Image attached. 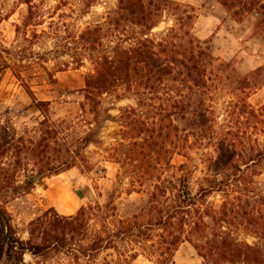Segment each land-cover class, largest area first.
Listing matches in <instances>:
<instances>
[{"label": "rangeland", "instance_id": "obj_1", "mask_svg": "<svg viewBox=\"0 0 264 264\" xmlns=\"http://www.w3.org/2000/svg\"><path fill=\"white\" fill-rule=\"evenodd\" d=\"M119 1L35 0L40 17L27 26L26 4L0 0V66H8L0 82V208L9 214L23 240L30 238L31 222L42 218L44 223L46 212L49 220H55L57 214L75 215L96 201L105 204L112 199L122 218L143 213L150 220L166 206L164 198L155 202L156 186L163 182L172 188L178 179L188 177L192 196L204 189L211 191L201 203L212 217L192 230L172 264H245L246 256L235 247L225 256L214 251L217 235L227 239L229 246L259 248L264 261V230L257 225L262 217L259 212L264 213V35L256 28V15L238 22L221 0H171L181 10L194 8L193 34L205 49L210 48L214 59L206 66L211 79L208 88L196 89L191 98L204 101L207 112L203 118L192 112L172 116L177 129H170V137L163 138L166 141L156 135L146 144L143 136L139 141L145 146L137 150L123 139L126 111L138 107L135 92L120 89L104 95L98 113H93L83 91L87 78L97 72L99 56H113L118 44L131 48L137 42L141 30L130 24L120 27L114 37L108 33L109 18L118 10ZM180 15L175 10L163 12L149 37L157 42L166 39L178 28ZM98 26L103 33L95 52L92 42L80 36ZM134 78L141 82L139 89L146 90L142 68ZM243 78L249 82L243 83ZM165 89L158 94L157 109L167 103L166 94H172ZM148 96L143 99L147 101ZM34 99L50 104L51 122L72 125L69 142L91 131L97 133L96 143L82 152L84 162L45 179L40 171L44 170L46 114ZM149 110L143 107L141 117L154 116L151 120L160 123V117L148 114ZM162 166L167 168L165 174ZM31 178L36 179L33 188L26 186ZM198 244L205 253L196 249ZM109 254L89 261L67 249L51 250L42 256L27 253L25 264H103L106 258L119 264H158L143 255L123 262Z\"/></svg>", "mask_w": 264, "mask_h": 264}, {"label": "trees", "instance_id": "obj_2", "mask_svg": "<svg viewBox=\"0 0 264 264\" xmlns=\"http://www.w3.org/2000/svg\"><path fill=\"white\" fill-rule=\"evenodd\" d=\"M19 1L29 7L26 18V25L29 26L36 17H40L37 6L34 5L35 0ZM220 3L238 22L255 14L256 28L262 32L261 36L264 35V0H221ZM181 9V5L171 0H120L118 10L109 18V25L112 28L108 33L114 37L120 27L130 24L141 30L136 34L137 42L131 48H124L118 44L113 49V56H99L96 74L86 80V88L83 91L86 104L91 107L90 112L93 113H98L101 97L120 89L126 92L134 91L139 97L138 107L126 111L124 116L127 125L123 138L137 150L145 146V143L139 141L143 136L146 138V144L153 142L156 135L161 139L170 137V129L172 127L177 129L172 123V116L192 112L196 118H203L207 112L203 107L204 101L194 102L191 98L196 89L208 88L211 79L208 77L206 66L212 65L214 59L210 55V48L205 49V44L193 34L196 19L194 8ZM168 10L181 12L179 26L172 29L166 39L157 42L149 36L157 27L159 17ZM102 33V27L88 28L81 34L80 40L92 42L91 50L96 52L101 41L98 36ZM7 68V64L0 66V82ZM139 68L144 71L146 89L144 91L139 89V86L142 87L141 82L134 78ZM241 81L249 82L247 78ZM162 88L170 90L175 95V101H172V94L167 93L168 104L157 109L155 102L160 100L158 94ZM147 96L150 97L147 100L149 104L143 99ZM35 102L38 109L46 114L43 122L44 170L40 171V176L44 175L45 179L79 166V161L84 162L85 159L82 152L96 143L97 133L91 131L86 136L69 142L68 134L73 129L72 125L66 121L58 124L51 122L47 116L50 104L36 100ZM145 106L150 108L148 114L160 117V123L154 121V116L150 119L141 117L143 113L141 109ZM166 121L171 123L167 125ZM34 152H37V148ZM86 168L89 169L90 166L87 165ZM160 171L165 174L167 168L162 166ZM162 177L160 176V179ZM187 183L188 177H183L178 179V184H172V188L166 187L163 182L156 186V194H153L157 200L155 202H159V198H164L166 206L162 205L158 216L153 219L149 220L143 213H138L132 218H122L112 199L105 204L96 201L83 206L75 215L57 214L55 220H49V213L46 212L44 223L42 218L30 223L28 240L19 237L9 214L0 208V264H25L27 253L42 256L51 250L66 249L76 258L89 261H97L101 254L111 252L110 257L116 256L123 262L136 260L143 255L158 264H172L181 244L189 241L192 230L201 224L204 225L206 217H212L203 211L201 203L211 191L204 189L197 196H192ZM33 185L34 182L27 181V187L33 188ZM157 192L160 197H157ZM168 193H173L172 199L167 197ZM259 214L262 217L259 218L260 223L257 225L264 230V213L262 211ZM224 218L228 219L226 212ZM37 236L42 242H37ZM217 236L214 251L220 252L222 256L235 247L240 254L246 256L245 264H264L263 252L259 248L238 244L229 246L227 239ZM196 249L201 252L205 250L201 244L196 245ZM103 264L119 263L108 261L106 258Z\"/></svg>", "mask_w": 264, "mask_h": 264}, {"label": "water", "instance_id": "obj_3", "mask_svg": "<svg viewBox=\"0 0 264 264\" xmlns=\"http://www.w3.org/2000/svg\"><path fill=\"white\" fill-rule=\"evenodd\" d=\"M30 180H31L32 182H35V181H36V179H32V178H31Z\"/></svg>", "mask_w": 264, "mask_h": 264}]
</instances>
